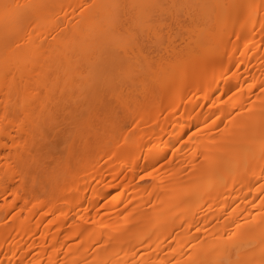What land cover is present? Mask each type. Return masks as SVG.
Returning a JSON list of instances; mask_svg holds the SVG:
<instances>
[{
  "label": "bare ground",
  "instance_id": "6f19581e",
  "mask_svg": "<svg viewBox=\"0 0 264 264\" xmlns=\"http://www.w3.org/2000/svg\"><path fill=\"white\" fill-rule=\"evenodd\" d=\"M171 2L195 11L185 46L134 63L159 0H0L20 5L0 15V264H264V0ZM58 86L97 104L37 192L21 168Z\"/></svg>",
  "mask_w": 264,
  "mask_h": 264
},
{
  "label": "rangeland",
  "instance_id": "374dc122",
  "mask_svg": "<svg viewBox=\"0 0 264 264\" xmlns=\"http://www.w3.org/2000/svg\"><path fill=\"white\" fill-rule=\"evenodd\" d=\"M159 1L162 5V10L154 13L150 19L165 18V22L158 25L160 29V39H157L153 33L156 32L155 27L153 28V32H146L145 29L143 31H138L134 51H129V53L120 51V56L124 59L136 63L137 58L142 59L141 55H143L153 61H157L161 55H164L163 52H159L158 45L161 43L164 44V46H167L170 40L178 48L185 46L186 42H184V40L188 41L189 36L188 29L191 23L190 16L195 11L188 5L182 7L174 6L171 0ZM136 88L137 91L134 93V96L141 99L142 87L141 85H137ZM40 91L41 97L46 98V91L44 89H41ZM125 93H127V91H125ZM97 95V98H104L107 104H113L110 94L98 92ZM50 98H52L53 104H51L49 108L53 110L54 120L52 122L48 121L43 127L42 134L45 135V138L41 135L35 140L33 152L36 155V159H31L28 164L22 165V168L20 167L29 173L30 181L28 187L37 192H41V190L44 189L46 185L45 182L51 175L56 172L58 173L57 162L58 160H61L60 157L65 151V147L70 139V134L76 130V124H82L89 118L91 109L97 104H93L92 101H86L85 95H81V91H79L78 88H75L73 98L71 99L67 92L62 90V86H58L54 92H51ZM96 100L98 99H95V101ZM89 107H91V109H88ZM33 108L35 116L40 117L42 112L41 107L37 104L34 105ZM117 111H119L120 120L122 119L121 108L119 107ZM13 118L18 124L26 122V113H24L22 109V103H19V108L13 114ZM100 126L101 124H98V127ZM17 130L16 127L11 126L8 133L10 132L12 135H16ZM8 133L6 135L4 134L2 138L3 144L11 143V138ZM2 150L3 152H8L6 147ZM88 156L90 162H93L96 157L93 138H91ZM10 162L16 164L13 159H9V163ZM79 176H83V174L81 173ZM143 181L142 184H145L150 182L151 179L145 178Z\"/></svg>",
  "mask_w": 264,
  "mask_h": 264
},
{
  "label": "snow or ice",
  "instance_id": "6c2138e0",
  "mask_svg": "<svg viewBox=\"0 0 264 264\" xmlns=\"http://www.w3.org/2000/svg\"><path fill=\"white\" fill-rule=\"evenodd\" d=\"M111 7H119L118 5H114ZM20 5L18 4H10L3 3L0 4V15L4 17L5 20L16 19L19 14ZM165 22V18L161 17L159 19H149L147 21H141L142 27L145 28L146 32H151L152 29L156 28V38L159 39V27L158 25L163 24Z\"/></svg>",
  "mask_w": 264,
  "mask_h": 264
}]
</instances>
